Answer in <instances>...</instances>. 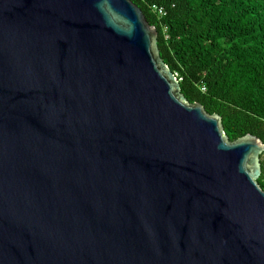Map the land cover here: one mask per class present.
Masks as SVG:
<instances>
[{"label":"water","instance_id":"obj_1","mask_svg":"<svg viewBox=\"0 0 264 264\" xmlns=\"http://www.w3.org/2000/svg\"><path fill=\"white\" fill-rule=\"evenodd\" d=\"M263 153L130 0H0V264H264Z\"/></svg>","mask_w":264,"mask_h":264},{"label":"trees","instance_id":"obj_2","mask_svg":"<svg viewBox=\"0 0 264 264\" xmlns=\"http://www.w3.org/2000/svg\"><path fill=\"white\" fill-rule=\"evenodd\" d=\"M130 1L156 29L183 96L219 115L229 141L264 144V0ZM260 162L264 191V153Z\"/></svg>","mask_w":264,"mask_h":264},{"label":"built area","instance_id":"obj_3","mask_svg":"<svg viewBox=\"0 0 264 264\" xmlns=\"http://www.w3.org/2000/svg\"><path fill=\"white\" fill-rule=\"evenodd\" d=\"M158 13H159L160 15H163V10H162V9H158Z\"/></svg>","mask_w":264,"mask_h":264}]
</instances>
